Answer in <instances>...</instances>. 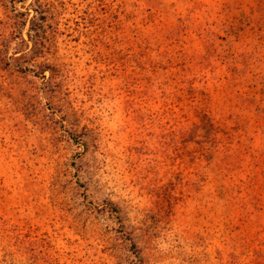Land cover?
<instances>
[{
    "label": "rangeland",
    "instance_id": "374dc122",
    "mask_svg": "<svg viewBox=\"0 0 264 264\" xmlns=\"http://www.w3.org/2000/svg\"><path fill=\"white\" fill-rule=\"evenodd\" d=\"M0 264H264V0H0Z\"/></svg>",
    "mask_w": 264,
    "mask_h": 264
},
{
    "label": "trees",
    "instance_id": "16d2710c",
    "mask_svg": "<svg viewBox=\"0 0 264 264\" xmlns=\"http://www.w3.org/2000/svg\"><path fill=\"white\" fill-rule=\"evenodd\" d=\"M35 47V43L33 42V46L32 48ZM204 124L203 126H197L195 127V129L200 128V130H202V132L199 134L200 139L197 141L198 143H200L201 145H208V148H203L205 151H208L211 147H213V144H215L214 142V136H215V128L213 126V123L211 122V120L209 119V117H204ZM231 163V162H230ZM112 210L115 211L116 209L114 207H112ZM134 244V243H133Z\"/></svg>",
    "mask_w": 264,
    "mask_h": 264
}]
</instances>
